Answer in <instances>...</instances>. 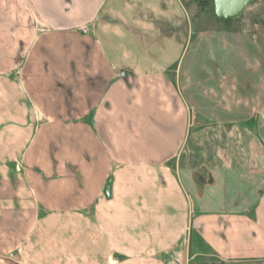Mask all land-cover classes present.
Wrapping results in <instances>:
<instances>
[{"label":"crops","instance_id":"1","mask_svg":"<svg viewBox=\"0 0 264 264\" xmlns=\"http://www.w3.org/2000/svg\"><path fill=\"white\" fill-rule=\"evenodd\" d=\"M196 11L0 0V264L264 260V49Z\"/></svg>","mask_w":264,"mask_h":264},{"label":"rangeland","instance_id":"2","mask_svg":"<svg viewBox=\"0 0 264 264\" xmlns=\"http://www.w3.org/2000/svg\"><path fill=\"white\" fill-rule=\"evenodd\" d=\"M188 3L189 5H196L197 17H203L204 28H210L214 24L230 25L234 30L245 31L253 36L264 49V0H249L242 14L238 17H222L218 15L214 10L215 0H188ZM2 245L3 241L1 238L0 248L4 247ZM202 248L203 253L193 259L190 256L187 264H264V260H222L215 256L205 245ZM0 258L19 263L18 254H2Z\"/></svg>","mask_w":264,"mask_h":264},{"label":"water","instance_id":"3","mask_svg":"<svg viewBox=\"0 0 264 264\" xmlns=\"http://www.w3.org/2000/svg\"><path fill=\"white\" fill-rule=\"evenodd\" d=\"M248 2L249 0H215L214 10L222 17H238Z\"/></svg>","mask_w":264,"mask_h":264},{"label":"bare ground","instance_id":"4","mask_svg":"<svg viewBox=\"0 0 264 264\" xmlns=\"http://www.w3.org/2000/svg\"><path fill=\"white\" fill-rule=\"evenodd\" d=\"M231 16V15H230ZM231 17H233V16H231Z\"/></svg>","mask_w":264,"mask_h":264},{"label":"flooded vegetation","instance_id":"5","mask_svg":"<svg viewBox=\"0 0 264 264\" xmlns=\"http://www.w3.org/2000/svg\"><path fill=\"white\" fill-rule=\"evenodd\" d=\"M228 16H230V15H228ZM228 16H227V17H228Z\"/></svg>","mask_w":264,"mask_h":264}]
</instances>
